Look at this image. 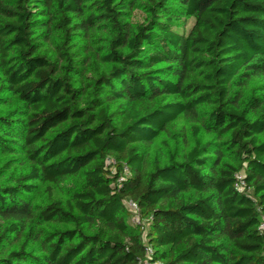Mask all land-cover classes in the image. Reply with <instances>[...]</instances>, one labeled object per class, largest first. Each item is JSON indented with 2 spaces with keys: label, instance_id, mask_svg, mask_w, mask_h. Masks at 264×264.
Masks as SVG:
<instances>
[{
  "label": "trees",
  "instance_id": "obj_1",
  "mask_svg": "<svg viewBox=\"0 0 264 264\" xmlns=\"http://www.w3.org/2000/svg\"><path fill=\"white\" fill-rule=\"evenodd\" d=\"M0 264H264V0H0Z\"/></svg>",
  "mask_w": 264,
  "mask_h": 264
},
{
  "label": "rangeland",
  "instance_id": "obj_2",
  "mask_svg": "<svg viewBox=\"0 0 264 264\" xmlns=\"http://www.w3.org/2000/svg\"><path fill=\"white\" fill-rule=\"evenodd\" d=\"M129 23V27H132L135 24L143 23L144 16L138 10H133L126 17ZM193 25V20H187L184 28H176L177 32L187 31ZM197 128H200L198 135H194L188 124H185L183 119H179L177 129H179V134L177 140H173L168 135H161L154 143L141 145V153L145 158L151 159L152 157L158 158L160 160H166L168 156L172 153H176L177 159L180 160L184 154L191 150L196 143H203L209 139V133H206L202 127V120H199L195 123ZM109 164H113L111 160L106 161V165L109 167ZM112 170H114L112 168ZM75 181L62 183L61 186L54 188V197L56 199H66L65 190L69 189L74 185ZM40 191L45 189L44 185L38 186Z\"/></svg>",
  "mask_w": 264,
  "mask_h": 264
},
{
  "label": "built area",
  "instance_id": "obj_3",
  "mask_svg": "<svg viewBox=\"0 0 264 264\" xmlns=\"http://www.w3.org/2000/svg\"><path fill=\"white\" fill-rule=\"evenodd\" d=\"M112 161V160H111ZM114 163V161H112ZM129 173V168L126 165H123L122 167V176L119 178L118 183L122 182L124 180V177L128 176ZM235 185L234 188L235 190H237L238 192H243L244 191V187H245V181H244V176L242 173H238L235 175ZM125 206L131 211V213L133 214V218H132V223L135 224H139L140 219L138 216V207L137 205L133 202V201H126L124 202ZM150 252V250L148 251Z\"/></svg>",
  "mask_w": 264,
  "mask_h": 264
}]
</instances>
